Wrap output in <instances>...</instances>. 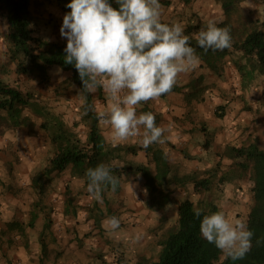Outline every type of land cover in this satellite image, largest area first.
I'll use <instances>...</instances> for the list:
<instances>
[{
  "label": "crops",
  "instance_id": "0c3cea01",
  "mask_svg": "<svg viewBox=\"0 0 264 264\" xmlns=\"http://www.w3.org/2000/svg\"><path fill=\"white\" fill-rule=\"evenodd\" d=\"M29 8L32 12L31 4ZM32 19L35 23L39 20ZM60 42L67 44L66 39H61ZM10 63L16 78L18 75L15 72V62L10 60ZM195 71L198 72L196 76ZM3 73H0L2 80ZM214 75L216 74L199 63L195 69L179 76L185 79L180 85L183 86L180 91L187 93V88H201L200 82L205 85L206 76L211 78ZM180 86L174 87L177 90ZM19 88L30 93V105L41 112L42 115L34 114L40 118L38 125L41 128L40 125L48 117L46 111H49L44 104L33 99L30 90ZM104 95L108 96L106 92ZM106 101L105 106L99 109L100 112L105 111L111 103L109 96ZM183 107L179 116L182 119L184 111L188 109L186 103ZM95 111L98 112V109ZM149 111L155 115L156 124L166 129L163 144L153 143L145 148L142 143L143 136L119 142L113 139L109 126L103 124L104 127H101L105 128V131L100 130L103 142L119 149V158L114 161L120 167L128 169V172L118 177L120 182L115 191L108 187L101 193L102 201H97L88 193L87 184L82 178L72 175L70 169L49 181L34 184L33 177L45 166L38 165L35 158L41 152L36 144L39 138L0 137V264H136L140 259L147 258V247L152 243L157 255L155 237L144 233L143 229H152L159 223L166 215L170 203L175 201V205L185 199L178 198L179 192L176 190L180 186L189 182L194 190V181L207 176L206 169V175L194 177L191 167L187 170L182 167L187 164V159H192L191 164H194V159L203 152H211L213 147L204 141L202 143L206 147L202 149L200 140L204 131L192 124L179 125L172 121L159 103L137 107L138 114ZM60 119L64 121L62 117ZM0 125L4 127L7 124L0 121ZM41 130L44 131L42 128ZM141 133L143 135V129ZM216 144L218 145V141L214 144V148L218 149ZM227 145L231 144L225 146ZM156 152L161 153L167 164L163 188L170 194V201L160 209L147 206L149 195L144 191L146 188L143 172L147 170L155 173L156 163L153 157ZM212 154L215 155L217 163L219 151L212 150ZM176 166L179 167V172ZM130 183L135 185L133 191L136 196ZM112 216L121 221L119 229L115 231L110 230L104 223Z\"/></svg>",
  "mask_w": 264,
  "mask_h": 264
},
{
  "label": "trees",
  "instance_id": "16d2710c",
  "mask_svg": "<svg viewBox=\"0 0 264 264\" xmlns=\"http://www.w3.org/2000/svg\"><path fill=\"white\" fill-rule=\"evenodd\" d=\"M45 1L54 2L65 14L71 11L66 7L71 0ZM177 1L186 4L191 0ZM214 1L219 3L223 12V18L218 26H227L231 29L233 47L223 51L209 50L205 53L195 39L199 32L196 25H189L185 34L191 37V46L196 49L201 66L220 76L228 57L239 74L240 85L243 88L247 87L259 75L264 74V20L256 16L252 17V12L245 13L241 10L240 5L247 0ZM161 2L169 5L171 0ZM109 3L114 8L119 7L115 0H109ZM29 5L30 0H0V17L5 20L7 26L5 40L8 44V57L15 62L16 75L23 76L34 72L41 79H45L48 69L53 65L69 72L70 79L83 96L79 123L86 128L85 139L82 140L58 115H49L50 113L46 111L48 117L40 126L48 133L55 149L40 173L33 177V183L49 181L52 177L70 169L72 175L82 178L84 183L88 184L87 169L101 163L110 165L113 175L120 177L124 172H128V169L120 167L114 161L119 158V149L103 142L92 93L82 91L83 85L74 65L64 62L66 45L34 34ZM173 90L176 88L174 87ZM100 91L98 88L97 96L100 95ZM31 102L30 93L23 92L19 86L4 82L0 78V121L7 124L5 126L16 129L27 126L28 122L31 125L30 117L23 114L28 108H31L32 114L42 115L36 107L30 105ZM77 124V121L73 122L72 127H76ZM223 155L231 161L229 168L223 170L217 162L215 167L208 169L209 174L206 177L194 181L193 188L198 193L202 190L208 191L212 184L232 182L241 173L248 174L251 181L249 188L251 204L245 220L249 230L254 233L251 250L243 259L232 260L225 257L200 233L203 216L217 211L213 201L199 200L194 203L185 198L177 204L176 223L159 241L160 251L157 257L151 260L142 258L136 264H264V148L257 139H253L240 145H227ZM153 159L156 170L154 174L147 170L143 172L144 186L149 195L147 206L160 209L170 201L169 192L163 188L167 164L160 152H156ZM197 209L201 210L200 217L194 215Z\"/></svg>",
  "mask_w": 264,
  "mask_h": 264
},
{
  "label": "clouds",
  "instance_id": "9594fccd",
  "mask_svg": "<svg viewBox=\"0 0 264 264\" xmlns=\"http://www.w3.org/2000/svg\"><path fill=\"white\" fill-rule=\"evenodd\" d=\"M115 2L118 8L109 0H71L66 5L71 11L63 16L60 28L61 37L67 40L64 62L74 65L84 93L103 88L108 94L111 103L98 118L111 128L114 140L127 141L143 129L145 148L163 144L166 129L156 124L152 112L138 114L137 106L171 93L179 76L195 69L200 57L182 23L163 22L160 0ZM218 23L209 19L195 36L205 53L233 47L231 29ZM86 176L87 191L97 201H102L106 188L115 191L120 182L111 166L104 163L87 169ZM130 187L135 195V185L130 183ZM194 215L200 217L201 210ZM104 223L115 231L121 221L112 216ZM200 233L232 260L243 259L252 248L254 233L247 221L230 222L222 210L203 216Z\"/></svg>",
  "mask_w": 264,
  "mask_h": 264
},
{
  "label": "rangeland",
  "instance_id": "374dc122",
  "mask_svg": "<svg viewBox=\"0 0 264 264\" xmlns=\"http://www.w3.org/2000/svg\"><path fill=\"white\" fill-rule=\"evenodd\" d=\"M30 2L32 17L39 19L37 23H31L34 34L48 40H51L49 38H55L52 41L58 42L61 39H66L61 37L60 34L65 13L54 2L47 3L45 0H30ZM161 4L164 7L163 22H180L185 26V30L189 25H196L198 30H200L209 19L220 21L223 18L222 9L219 3L214 0H191L186 4L171 0L169 5H164L162 2ZM240 7L245 13L252 12V17L256 16L260 20H264V2L261 0H247ZM192 30L190 31L192 32ZM6 31V22L0 17V73L4 72L3 80L24 90H30L33 99H36L39 104H44L46 109L52 114L62 117L64 122L75 132L76 136L84 140L86 128L82 123H79L83 96L70 79L69 72L53 65L48 70L47 77L44 80H40L34 72L14 78L13 67L11 68L7 52ZM196 75H198L197 71L194 72V76ZM184 80L179 77L176 86H180ZM15 81L17 82L16 84ZM204 83L206 86L200 82L201 88L197 87L194 93L193 91L188 93L192 88H187V93L184 90L180 91V88H183V86H180L177 90H173L158 99L140 104L157 102L163 107V111L170 116L172 121L177 122L179 125H183V123L192 124L204 131L203 138L200 140V147L202 149L203 147L205 148L206 146L202 142L206 141L209 146L213 147L210 150L211 152H203L198 158L194 159V164H191L192 159H187V164L182 167L183 170L191 167L194 177L204 176L206 173L209 174V172L205 173V171L215 167L216 158L212 154V150L219 151L218 162L221 168L223 170L229 168L231 161L223 155L226 144L240 145L257 139L260 146L264 148V74L259 75L247 87L243 88L240 85V77L237 71L227 57L221 75H214L211 78L206 76ZM100 90L99 96H97V90L92 93L94 109H98L97 113L100 112L99 109L101 107L105 106L108 97L104 95L103 88H100ZM184 103L187 104L188 109L184 111L185 114L182 119L179 116L184 108ZM23 114L30 115L32 124L30 125V122H28L27 126L16 129H5V125H3L4 127L0 125V137H38L36 144L40 147L41 152L35 158L38 165L44 166L48 161V157L54 152L55 146L49 141L47 134L39 127L40 118L36 117L28 109L24 110ZM75 121L78 124L73 128L72 123ZM101 127L104 126L99 119L100 130L104 129L103 131H105V128ZM142 136L141 133L137 137ZM215 141H218V145L216 144L218 149L214 148ZM209 163L213 165L208 166ZM176 167L177 172H179V167ZM207 167L209 168L207 169ZM250 186L251 181L248 178V174L241 173L232 182H225L219 185H216V183L212 184L208 191L202 190L198 193L192 189L189 182L180 186L176 191L179 192L177 194L178 198H187L194 203L199 200L205 202L213 201L216 210L224 211L231 222L236 219L245 220L251 204ZM174 202L168 205L166 215L152 229L146 230L143 227L144 233L155 237L154 241L157 242L158 246V248L156 247L157 255L160 251L158 242L165 237L168 229L174 226L177 220V204L174 205ZM139 225L142 227V223ZM147 248L149 252L145 254L147 256L145 259H155L157 257L155 245L153 246V243L149 244Z\"/></svg>",
  "mask_w": 264,
  "mask_h": 264
}]
</instances>
